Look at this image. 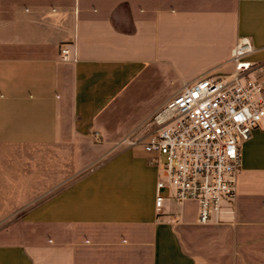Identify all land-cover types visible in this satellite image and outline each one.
Listing matches in <instances>:
<instances>
[{"label": "crops", "instance_id": "0c3cea01", "mask_svg": "<svg viewBox=\"0 0 264 264\" xmlns=\"http://www.w3.org/2000/svg\"><path fill=\"white\" fill-rule=\"evenodd\" d=\"M240 37L264 0H0V264H264V124L208 224L126 140Z\"/></svg>", "mask_w": 264, "mask_h": 264}, {"label": "built area", "instance_id": "2783aa9c", "mask_svg": "<svg viewBox=\"0 0 264 264\" xmlns=\"http://www.w3.org/2000/svg\"><path fill=\"white\" fill-rule=\"evenodd\" d=\"M257 52L249 37H240L231 72L185 83L126 139L159 168L160 214L166 197L197 202L200 224L220 220L227 205L234 213L243 144L264 124V60L252 59Z\"/></svg>", "mask_w": 264, "mask_h": 264}]
</instances>
